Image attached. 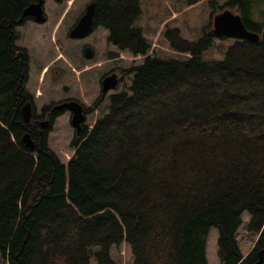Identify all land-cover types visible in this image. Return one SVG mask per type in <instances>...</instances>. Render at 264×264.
<instances>
[{"label":"trees","instance_id":"1","mask_svg":"<svg viewBox=\"0 0 264 264\" xmlns=\"http://www.w3.org/2000/svg\"><path fill=\"white\" fill-rule=\"evenodd\" d=\"M33 2L0 0L2 264H89L91 257L114 264L111 251L122 244L132 264H208L212 229L219 264L257 263L264 250V0H95L94 29H105L119 52L145 58L123 73L132 74L128 91L111 95L107 113L75 133L67 165L47 145L63 111L45 107L28 124L21 114L32 99L17 29L31 20L22 14ZM165 2L197 5L189 12L192 40L174 26L161 34L189 55L185 61L147 56L138 23L165 15ZM225 10L259 41L211 34L215 13ZM42 119L46 129L38 127ZM244 213L258 235L245 257L235 239Z\"/></svg>","mask_w":264,"mask_h":264},{"label":"rangeland","instance_id":"2","mask_svg":"<svg viewBox=\"0 0 264 264\" xmlns=\"http://www.w3.org/2000/svg\"><path fill=\"white\" fill-rule=\"evenodd\" d=\"M93 1L95 0L60 2L45 0L43 7L45 23L26 22L18 27L19 38L16 41V45L24 49L28 57L26 90L32 99L33 114L40 115L42 108L59 106L63 102L73 100L88 109L84 124L88 130L99 117L107 113L111 95L128 91L132 74L123 73L140 65L145 58L133 57L128 52H119L108 44L107 31L101 27L94 29L85 39L73 40L68 37L70 29L84 13L86 6ZM201 3L202 1L199 2ZM164 6L165 15L138 23L150 44L147 56L185 61L189 55L172 50L161 38V34L168 26H174L183 38L192 40L189 12L197 8V5L173 7L165 2ZM212 11L211 9L210 13ZM208 21L209 16L206 25ZM85 47H90L93 51L90 59L84 57ZM111 74L117 75L119 84L115 90L103 96L101 83ZM70 114L63 111L54 120L47 135L48 147L63 165H67L74 155L71 142L75 137V131L71 125ZM45 121L47 120H40ZM249 218L247 213L242 214L241 225L235 235L243 257L252 251L258 239V235L247 230ZM205 256L208 264H219L215 229L208 234ZM111 259L114 264L133 263L129 247L125 244L111 251ZM89 264H96L93 257L90 258Z\"/></svg>","mask_w":264,"mask_h":264},{"label":"water","instance_id":"3","mask_svg":"<svg viewBox=\"0 0 264 264\" xmlns=\"http://www.w3.org/2000/svg\"><path fill=\"white\" fill-rule=\"evenodd\" d=\"M44 1L45 0H34L24 11L22 16L33 19L38 24H43L46 21L44 15ZM60 2L61 0H54ZM95 13V1L89 3L86 6L84 13L79 17L75 25L70 29L68 37L70 39H83L90 35L93 30V17ZM211 34L216 37H227L245 40L251 43H257L260 39L258 34L248 31L239 15L233 13L230 10H225L221 13H218L214 16L212 22ZM84 57L90 59L92 57V49L86 47L84 50ZM119 84L116 74H111L110 76L103 79L101 83V93L104 96L111 90H115ZM56 109H61L71 113V125L75 130V133L78 134L81 131V127L86 120V114L83 111V106L73 100L66 101L61 103L59 106L55 107ZM21 114L25 124L30 122L32 116L31 104L28 102L23 105L21 108ZM48 121L41 122V129H46ZM23 144L32 149L33 142L30 139L28 133H25L22 137ZM264 250H261L258 253L259 260L255 264H261L263 261Z\"/></svg>","mask_w":264,"mask_h":264},{"label":"flooded vegetation","instance_id":"4","mask_svg":"<svg viewBox=\"0 0 264 264\" xmlns=\"http://www.w3.org/2000/svg\"><path fill=\"white\" fill-rule=\"evenodd\" d=\"M86 9V8H85ZM30 21H32V22H34V23H36L33 19H31ZM45 23V22H44ZM83 39H85V38H83ZM75 40H77V39H75ZM86 48V47H85ZM85 48H84V50H85ZM83 54H84V51H83ZM92 54H93V51H92ZM33 104L31 103V108H32V112H33ZM83 106V105H82ZM56 106H54V105H52V108H51V110L49 111V113H46V114H50V113H52L53 111L55 112V111H64V110H61V109H56L55 108ZM44 109L45 108H42V110H41V114H40V116L41 115H43V112H44ZM83 111H84V113L87 115V111H88V109H86L84 106H83ZM64 112H68V111H64ZM70 113V112H69ZM70 117H71V114H70ZM85 122H86V120H85ZM85 122H84V124H85ZM41 123V122H40ZM40 123L38 124V127H40L41 128V126H40ZM83 124V125H84ZM75 131V130H74ZM76 135V134H75Z\"/></svg>","mask_w":264,"mask_h":264}]
</instances>
